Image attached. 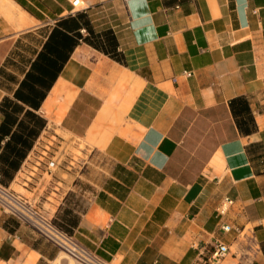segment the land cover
Listing matches in <instances>:
<instances>
[{
	"label": "crops",
	"instance_id": "crops-1",
	"mask_svg": "<svg viewBox=\"0 0 264 264\" xmlns=\"http://www.w3.org/2000/svg\"><path fill=\"white\" fill-rule=\"evenodd\" d=\"M71 2L0 0V103L69 15L82 38L107 46L109 31L119 57L78 39L8 185L21 179L45 216L112 263L203 264L220 240L235 249L220 264H264V0ZM50 128L94 143L88 160L103 159L105 175L82 162L42 181L46 159L31 155ZM58 253L0 209V264H51Z\"/></svg>",
	"mask_w": 264,
	"mask_h": 264
},
{
	"label": "trees",
	"instance_id": "trees-1",
	"mask_svg": "<svg viewBox=\"0 0 264 264\" xmlns=\"http://www.w3.org/2000/svg\"><path fill=\"white\" fill-rule=\"evenodd\" d=\"M71 30H76L77 33L71 35L68 33ZM94 36L99 38V33ZM105 36L107 37V46L88 36L82 38L75 16L69 15L60 19L51 29L41 50L30 62L29 69L19 82L13 97H5L2 100L0 103V112L3 114V120L0 123V182L3 185L8 186L10 180L13 179L15 172L20 168L34 141L45 126V120L36 111L63 64L69 58L78 39L82 38L85 42L119 60L115 53L117 44L115 38L110 36L109 31L105 32ZM20 114L23 116L18 120ZM7 136V140L1 146V141ZM54 223L70 234L59 224Z\"/></svg>",
	"mask_w": 264,
	"mask_h": 264
},
{
	"label": "built area",
	"instance_id": "built-area-1",
	"mask_svg": "<svg viewBox=\"0 0 264 264\" xmlns=\"http://www.w3.org/2000/svg\"><path fill=\"white\" fill-rule=\"evenodd\" d=\"M78 0H72L73 7H77ZM189 75V72H185ZM232 203L229 197H224L217 208V213L223 215ZM0 209L3 213L17 217L26 223L38 235L55 245L59 251L69 254L79 264H113L91 251L72 235L58 227L51 218L31 206L21 195L0 182ZM221 229L225 232L233 229L231 225L223 223ZM208 256L202 259L203 264H220L230 253V247L225 242L215 240Z\"/></svg>",
	"mask_w": 264,
	"mask_h": 264
},
{
	"label": "rangeland",
	"instance_id": "rangeland-1",
	"mask_svg": "<svg viewBox=\"0 0 264 264\" xmlns=\"http://www.w3.org/2000/svg\"><path fill=\"white\" fill-rule=\"evenodd\" d=\"M44 144L45 147H40V150H35L31 157H35L36 160L40 162H43L44 159H46V169H43L45 171L42 175L44 178L42 181L45 183L58 179V175L65 178L69 177L68 173L79 169L82 162H84L83 170H86L88 173H92V177H96L100 174L105 175L106 164L103 159L95 157L92 161L88 160L89 152L87 149H90L94 143L92 144L85 139L71 138L57 128H55V130L50 128L49 135H47ZM20 176L23 177L24 173L20 174ZM19 182H21V179H16L13 184L8 185L7 187L21 195L31 206L43 213L38 208L39 200L36 198V202H34L33 194L28 192ZM243 235H249L247 230L244 231ZM234 250V248H231V251ZM229 256L230 255L227 257ZM66 263V260L62 259L61 264ZM75 264L79 263L76 262ZM113 264L116 263L114 262ZM241 264H248L247 259L244 258Z\"/></svg>",
	"mask_w": 264,
	"mask_h": 264
},
{
	"label": "bare ground",
	"instance_id": "bare-ground-1",
	"mask_svg": "<svg viewBox=\"0 0 264 264\" xmlns=\"http://www.w3.org/2000/svg\"><path fill=\"white\" fill-rule=\"evenodd\" d=\"M62 259L66 260L67 262L66 264L76 263L75 260L72 257H70L68 253L61 251L58 253L57 257L54 259V261H52L51 264H61Z\"/></svg>",
	"mask_w": 264,
	"mask_h": 264
}]
</instances>
